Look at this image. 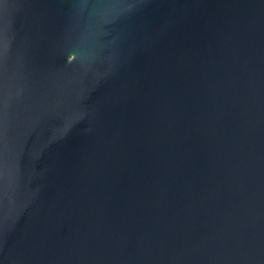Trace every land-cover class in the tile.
Masks as SVG:
<instances>
[{"label":"water","instance_id":"obj_1","mask_svg":"<svg viewBox=\"0 0 264 264\" xmlns=\"http://www.w3.org/2000/svg\"><path fill=\"white\" fill-rule=\"evenodd\" d=\"M0 264H264V0H0Z\"/></svg>","mask_w":264,"mask_h":264}]
</instances>
